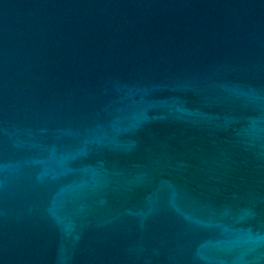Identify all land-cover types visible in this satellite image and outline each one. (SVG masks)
I'll return each instance as SVG.
<instances>
[{
    "label": "water",
    "instance_id": "obj_1",
    "mask_svg": "<svg viewBox=\"0 0 264 264\" xmlns=\"http://www.w3.org/2000/svg\"><path fill=\"white\" fill-rule=\"evenodd\" d=\"M0 264H264V0H0Z\"/></svg>",
    "mask_w": 264,
    "mask_h": 264
}]
</instances>
